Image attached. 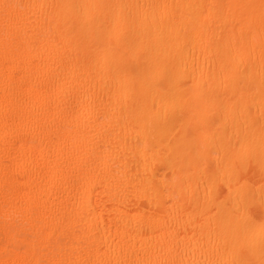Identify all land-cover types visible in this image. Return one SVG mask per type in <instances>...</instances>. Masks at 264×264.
<instances>
[{"label":"bare ground","instance_id":"1","mask_svg":"<svg viewBox=\"0 0 264 264\" xmlns=\"http://www.w3.org/2000/svg\"><path fill=\"white\" fill-rule=\"evenodd\" d=\"M0 264H264V0H0Z\"/></svg>","mask_w":264,"mask_h":264}]
</instances>
